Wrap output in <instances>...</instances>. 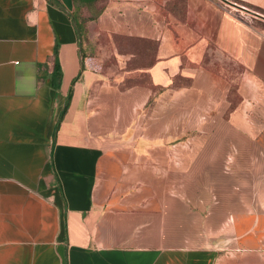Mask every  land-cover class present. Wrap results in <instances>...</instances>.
Here are the masks:
<instances>
[{
  "label": "crops",
  "instance_id": "1",
  "mask_svg": "<svg viewBox=\"0 0 264 264\" xmlns=\"http://www.w3.org/2000/svg\"><path fill=\"white\" fill-rule=\"evenodd\" d=\"M0 264H264V0H0Z\"/></svg>",
  "mask_w": 264,
  "mask_h": 264
},
{
  "label": "trees",
  "instance_id": "2",
  "mask_svg": "<svg viewBox=\"0 0 264 264\" xmlns=\"http://www.w3.org/2000/svg\"><path fill=\"white\" fill-rule=\"evenodd\" d=\"M79 1H81L82 4H84V5L90 6L91 4H93L99 0H79ZM127 41H128L129 46L136 48V49L142 48L143 50H146L148 53H153L155 51V48H156L155 43H153L152 41H148V40L137 38V37H129ZM136 42L146 43L147 45H150V47H148V46L142 47L140 45H137ZM119 46L123 47L120 42H119ZM56 52H57V49H56L55 53ZM52 75H53V79H55L57 81V82H55L56 86H58L59 85L58 82L60 81L61 76H62V69H61V66H60V63L58 60L55 61ZM69 104H70V95H69V98L67 99L65 106H64V108L60 114V120L63 118L64 113L67 111ZM60 120L56 126L57 129L59 128Z\"/></svg>",
  "mask_w": 264,
  "mask_h": 264
},
{
  "label": "rangeland",
  "instance_id": "3",
  "mask_svg": "<svg viewBox=\"0 0 264 264\" xmlns=\"http://www.w3.org/2000/svg\"><path fill=\"white\" fill-rule=\"evenodd\" d=\"M84 27L88 31L86 33L87 34V37H88V42L92 38L93 41L92 40L91 41L93 43L95 42L94 46H98V45H100V43H101L100 46H112L111 43H110V39L109 38L107 39V37H106L105 34L102 33L101 35H97V31L99 30V29H97L98 26H96V25H90V27L88 26V28H87V26L84 24ZM136 43H137V45H140L142 47H146V46L150 47V45H147L146 43H142V42H140V43L139 42H136Z\"/></svg>",
  "mask_w": 264,
  "mask_h": 264
}]
</instances>
